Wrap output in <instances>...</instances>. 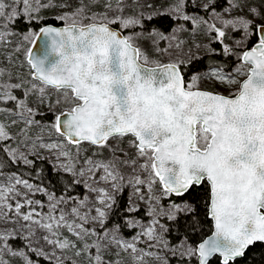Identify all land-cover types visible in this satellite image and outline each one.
I'll return each mask as SVG.
<instances>
[{"label":"snow or ice","instance_id":"snow-or-ice-1","mask_svg":"<svg viewBox=\"0 0 264 264\" xmlns=\"http://www.w3.org/2000/svg\"><path fill=\"white\" fill-rule=\"evenodd\" d=\"M187 2L176 0L169 13L176 19L190 21L196 28L206 25L207 31L215 32L221 44L226 35L224 28L228 27L242 29L245 40L255 37L254 46L237 55L239 64L234 74L214 71L209 77L227 86V94L202 90L199 75H193L191 81L186 82L180 70L185 61L176 59L163 63L152 59L137 43L140 39H148L155 46L160 40L177 41L176 33L185 30L183 25L174 28L171 36L155 29L146 30V36L144 33L125 35L112 27L117 24L122 29L144 27L143 13L123 15L124 0H88V3L78 0L75 5L68 0L61 3L0 0V45L5 46L11 43L10 37L17 35L10 26L21 17L31 24L39 18L41 9H69L56 17L63 22L62 27L47 25L38 31L29 28L23 34V40L29 45L25 59L32 77L31 87L24 95L34 93L43 104L49 90L55 92V105L49 103V110L54 114L52 130L68 144L87 143L95 147L98 151L93 156L103 155L102 150L107 149L110 157L85 156L83 166L77 170L79 147L73 159L64 143L41 144L43 148L58 150V160L67 159L68 163L59 165L65 172L79 177L87 175L97 185L109 187L86 183L89 191L95 193L94 201L85 196L70 211L60 208L68 201L48 194L47 213L35 212L33 207L25 214L21 212L25 205H40L41 208L44 205L25 197L23 203L17 200L13 209L9 201L21 195L17 185H23L29 192L42 189L12 175L7 183H0V219H7L14 210L24 221L48 233L43 239L53 247L73 249L76 257L94 250V255L87 256V264H123L122 260L111 259L113 253L116 256L127 253L132 264H148L146 257L162 258L156 252L138 248L141 238L149 248L163 246L168 249L158 227L166 229L157 217L174 220L178 212L195 211L187 203H174L165 210L160 205L161 196L183 197L197 187L206 186V214L213 222L214 231L195 247L182 243L181 257H195L198 264H210L214 257L220 264H236L249 247L257 242L264 243V0H230L231 7L225 11L242 13L232 19H223L215 12L218 0L198 5L205 11H212L224 28L202 17L185 14ZM192 2L195 4L196 0ZM101 4L104 12H92L93 5ZM109 12L114 15L110 17ZM152 18V15L147 17L149 21ZM41 39L42 55H37L33 47ZM183 43L179 40L168 48L155 47L154 51L169 53V48L180 49ZM243 43L244 40L237 41V44ZM19 50L18 46L16 51ZM223 52L231 55L232 48L224 44ZM4 75L0 69V102L17 101L12 90L23 85L3 82ZM237 77L245 79L241 81ZM61 105L66 107L57 113L56 107ZM17 106L21 109L18 116L26 125L36 123L33 119L36 112L26 99L18 100ZM22 131L27 138V129ZM11 138L7 126L0 123V141ZM125 138H128L129 148L135 149V158L128 156L121 147ZM17 152L10 150L8 154L26 165L33 163ZM117 153L125 158L122 160ZM120 165L135 173L128 178V183L136 192L140 193L137 186L146 185L149 194L147 215L152 219L147 225L128 220L127 227L141 229L131 240L120 234V225L107 227L109 213L116 203L115 193L122 191L125 180ZM97 173H100L98 177ZM141 174H145V178ZM75 182L81 183L79 179ZM157 184L161 196L155 195ZM139 199L145 200L144 195H139ZM127 211L138 212L139 208L130 205ZM65 229L82 242V247L68 238H59ZM14 235V232L0 231V264H8L3 259L5 250L23 257L25 264H35L25 252L12 251L8 241ZM168 250L177 254L175 248ZM32 251L46 256L42 250ZM48 258H55V264H65V259L56 257L55 252ZM71 264L77 261L72 260ZM163 264H168L166 259Z\"/></svg>","mask_w":264,"mask_h":264},{"label":"rangeland","instance_id":"rangeland-1","mask_svg":"<svg viewBox=\"0 0 264 264\" xmlns=\"http://www.w3.org/2000/svg\"><path fill=\"white\" fill-rule=\"evenodd\" d=\"M42 3H48V0H41ZM62 0H54V3H61ZM68 2L73 3L75 5L78 3V0H68ZM85 3H88V0H84ZM202 2H208V0H196V3L194 4L191 0V7L197 8L201 10V12H195L190 11L187 9V3L185 5L184 13L190 16H199L202 17L204 20H207L209 22L216 23L217 27L224 28V26L220 23V20H216L213 17L212 11H205L203 8L199 7L198 5ZM176 3V0H124V16H139L141 13H143V19L142 23L149 15H152L153 17L161 14L167 13L171 17L174 18V14L169 13V9L173 7V5ZM230 0H226L225 5L221 9H216L215 12L220 13L221 17L223 19H232L233 17L237 15H241L242 13H238L235 10H232L230 12L225 11V9L230 8ZM69 9H62L59 7H52L47 9H41V11L38 14V20L42 18H55L58 15L63 14L65 11H68ZM105 11V8L101 5H93L92 12L96 13H102ZM109 16L111 17L114 15V13L109 12ZM177 24L174 28L183 25L184 31L176 33L178 40L172 41V40H160L158 42V45H153L151 40L148 39H140L137 41V43L148 52L150 57L152 59H158L163 63L170 62L172 60L180 59L185 61L184 64L189 62L190 60L200 57L205 54L213 53L215 52L216 46L215 43L219 42V40L216 39V33L215 32H209L207 31L206 25H201L200 28H196L193 24H191L190 21H183L182 19H176ZM57 20V19H56ZM58 21V20H57ZM117 27L125 32L126 35H133L136 33H144V35H147L146 29H142L141 26H136L134 28L130 29H122L118 24ZM11 30L16 32L17 35H14L10 37L11 43L8 45H0V69H2L5 73L4 77L2 78L3 82L7 83H20L23 86L19 89H13V95L17 96V101L21 99H26L28 106L32 107L36 114L34 115L33 119L36 121V123L32 125H26L24 120L19 118L18 113L21 111V109L17 106V101L13 102L12 110L4 107H0V109H4V111H0V123H3L7 126V130L12 137L11 139L0 141V145H3L6 151L9 153L10 150H18L17 155L20 153H23L28 157V159L33 158H39L47 160L56 170L65 172L63 168L59 167L61 163H68L66 158L61 157L59 160L57 159V151L58 150H49L47 148L41 147V144H51V143H64L65 147L72 153L73 159L76 158V151L77 147L80 149V156L79 161L76 165L77 170H79L80 167L83 166L84 163V157L85 156H93L94 152H97L98 150L90 146L87 143H83L79 146L68 144L66 142V139L64 137L59 136L54 130H52L51 125L40 122L36 119V115L38 114H45V113H52V111L49 110V103L55 105L56 100V94L55 92L49 90L47 94V98L45 100V103L41 104L39 103L36 94L29 93L27 97H25L24 93L27 89L31 87L32 83V77L30 75V69L27 64V61L25 59V53L27 52V49L29 47L28 43L23 40V35H20L13 26H10ZM173 28V29H174ZM172 29V30H173ZM172 30L168 33H164L167 36L172 35ZM226 35L223 37L224 44H227L232 49H239L240 52L243 50H246L247 47H249L250 39L245 40L243 30H235L231 27L224 28ZM159 31V30H157ZM179 40H182L184 43L182 44L180 49L169 48V53H160L154 51L155 47L159 48H168L169 44L175 45ZM238 40H244L243 44H237ZM220 43V42H219ZM224 44H221L224 48ZM19 46L20 50L16 51L17 47ZM242 54V53H241ZM237 65L232 69V71L228 72L229 74L235 73V68ZM214 71H221L217 69H210L206 70L200 73H197L195 75H199L201 77L200 80V88L202 90H214L219 91L227 94V86L220 84L215 80V78H209L211 73ZM239 80L245 79V77H237ZM191 79L188 81L190 82ZM236 86H233L235 88ZM20 93V95H17L16 93ZM66 107L64 105L57 106L56 112L58 113L60 108ZM54 115V114H53ZM15 121V123H13ZM27 129V138H25V133L22 131L23 129ZM128 138H125V140L121 143V147L125 149V151L128 153V156L134 157L135 149L129 148ZM23 141V142H22ZM109 143H113V141H109ZM33 144H35V147H33ZM103 155H97L93 156V159H105L106 157H109V150L104 149ZM117 155L120 156V158L123 160L125 157L122 153H117ZM11 157V156H10ZM12 158V157H11ZM15 162H19L21 164L23 163V160L17 159L14 160ZM142 161H138V163H141ZM120 171L121 174L124 175L125 180L122 182L123 189L127 190L128 192V198H129V206L135 205L139 209L144 210V215L139 216L136 214V212H129L131 215L126 219L132 220V221H139L141 224L147 225L151 221V217L147 215V204L146 201L148 199V192H147V186H137L140 188V193H137L133 185L128 183V178L134 175L135 173L131 168H128L126 166L120 165ZM70 173V172H66ZM72 174V173H70ZM15 175L16 177L27 180L20 175L16 173H8V172H0V183H7L8 177ZM100 173H97L96 176L98 177ZM142 178H145V174H141ZM75 179H79L81 181L80 184L84 187V195L83 197H75V196H57L51 191L46 190L44 187L36 185L30 181L29 183L33 184L35 187H38L42 189V191L37 192H29L26 188L23 187V185H17V190L21 193L20 196H16L14 199H11L9 203L13 205V209L15 208L16 201L19 200L21 203L24 202L25 197L27 199H31L34 201H40L42 205H44L43 208L40 207V205H32L28 206L25 205L24 208L21 209L22 213L27 214V212L31 211L32 208H35V212L39 213H47L48 212V194H52L57 198H62L66 201H68L67 204H61L60 208H63L65 211H70L71 207L76 206L80 200H82L85 196L89 198V201H94L95 193H91L89 189L86 187L87 184H92L93 186H103V187H109V185L105 184H99L97 185L94 180L88 179V176L85 175L84 177L74 176ZM122 191L116 192L115 197H117ZM155 195L161 196V190L160 185L157 184L154 189ZM144 195L145 200H140L139 195ZM168 197L161 196L160 199V205L167 210L170 205L174 204L175 202L167 201ZM187 202L181 201L177 202L175 204L183 205ZM188 204V203H187ZM113 208V207H112ZM112 210V209H111ZM111 212V211H110ZM186 212V211H184ZM181 213L178 212L176 216ZM94 214V213H93ZM110 214V213H109ZM39 219V217H36ZM159 219L160 224L164 225V228L167 230L166 225V219H168L166 216H159L157 217ZM169 220V219H168ZM30 225V226H29ZM92 227H97L96 225H92ZM114 226L108 227V229L113 228ZM129 228V227H128ZM132 229V228H129ZM135 231L130 235H125L121 232L120 234L127 240H131L133 236H135L139 231H141L140 228H133ZM161 231L164 240L168 244V249L175 248L177 249V254L173 255L172 252H170L168 249H165L163 246L160 247H154L149 248L148 243L144 242V238H141V241L137 243L138 248H144L148 251L156 252L162 259L161 260H155L152 257H146V261L148 264H163V260H167L168 264H170V257L171 256H178L179 252L182 251L181 244L187 243L185 241L181 242L177 246H171L169 245L167 239L165 238L166 231L159 229ZM0 231H10L14 232L15 235L11 239L21 238L25 242L27 249L19 248L16 246H13L9 243L10 248L12 251H23L26 255L29 256L30 259L35 261V264L38 263L35 259L31 257V253H34L32 249H38L42 250L46 256H40L36 253L35 255L48 259L49 261H52L55 263V258H48L51 257V254L53 252L56 253V257H60L65 259V264H71L72 260L77 261V264H87V256L89 254L94 255V250H90V253H85L81 257H76L74 254L73 249L69 250H60L59 248H55L52 245L48 244L47 241L43 239V236L48 235L44 230L40 229L37 225L31 224L30 221H24L22 217L17 216L15 214V211L13 210L11 213H9V217L7 219H0ZM34 233V234H33ZM60 239L68 238L69 240H72L77 243L78 247H82V242L77 241V238L72 235V233L68 232L66 229L62 230L61 235L59 237ZM10 240V239H9ZM91 243V240L89 241ZM155 243V242H150ZM188 244V243H187ZM190 245V244H188ZM2 246V245H0ZM108 259L109 257H105ZM188 258V257H187ZM3 259L8 262V264H25L24 258L21 256H13L10 251L5 250L3 252ZM111 259L113 261L119 259L123 261V264H132V261L127 253H121L120 256H116L114 253L111 255Z\"/></svg>","mask_w":264,"mask_h":264},{"label":"trees","instance_id":"trees-1","mask_svg":"<svg viewBox=\"0 0 264 264\" xmlns=\"http://www.w3.org/2000/svg\"><path fill=\"white\" fill-rule=\"evenodd\" d=\"M225 3L226 0H218L215 8L221 9ZM187 9L190 11L201 12V10L191 7V0H188L187 2ZM46 24L63 25V22L49 17L39 20L37 19L29 24L23 17H21L16 21L13 28L15 31L20 33V35H23L29 30V28L38 31L40 27ZM176 24L177 20L173 17L168 14H161L153 17L151 21L145 19L143 22L144 27L142 29H155L163 33H168L175 27ZM113 26L117 27V25ZM254 40L255 37H251L249 47L253 45L252 41ZM215 46V52L194 58L186 64L181 65V71L186 82H188L191 77L197 73L210 69H217L228 73L237 65L239 62L237 60V55L242 53L239 49H232L231 55H225L221 43L216 42ZM16 94L20 95L18 92ZM13 102L14 101L0 102V107L12 110ZM36 119L40 122L51 125L54 122V115L52 113L38 114L36 115ZM31 160L33 161L31 165L15 162L10 157L4 146L0 145L1 173H16L28 181L53 192L57 196L67 195L79 198L83 197L85 189L82 184H77L75 182L76 179L72 174L56 170L47 160L39 158H33ZM167 201L175 203L185 201L192 205L195 209L194 212L186 211L179 213L174 220H165L167 225L165 238L167 239L169 245L177 246L181 242L185 241L195 247L211 234L213 225L212 221L206 214L208 201L206 186L197 187L192 192L185 194L183 197L170 196L167 198ZM128 207V192L127 190H124L116 197V203L113 205L109 214L107 227L120 225L121 232L130 236L135 229H129L126 224V219L131 215L127 211ZM136 214L143 216L144 210L139 209ZM9 243L13 246L27 249L25 242L21 238L10 239ZM31 257L40 264H55L54 262L39 257L34 253H31ZM169 261L170 264H198L195 257L189 259L187 257L171 256ZM210 264H220V261L218 258L214 257L210 261ZM236 264H264V243H256L249 247L245 256L238 259Z\"/></svg>","mask_w":264,"mask_h":264},{"label":"water","instance_id":"water-1","mask_svg":"<svg viewBox=\"0 0 264 264\" xmlns=\"http://www.w3.org/2000/svg\"><path fill=\"white\" fill-rule=\"evenodd\" d=\"M47 25H52V26H54V27H62L63 25H53V24H46V25H44V26H47ZM44 26H42V27H44ZM112 27H114L116 30H118V31H122L121 29H119V28H117V27H115V26H113L112 25ZM123 32V31H122ZM124 33V32H123ZM42 46H43V40L41 39V40H38L37 42H36V45H35V47H33V51L37 54V55H42ZM254 46V45H253ZM181 70V69H180ZM182 72V71H181ZM183 74V73H182ZM174 197H177V196H175V195H173ZM210 218V217H209ZM211 220V219H210ZM212 225H213V222H212ZM213 231H214V227H213V230H212V232H211V234L209 235V236H211L212 235V233H213ZM209 236H207L205 239H207ZM204 239V240H205ZM202 242V241H201ZM200 242V243H201ZM257 243H259V242H257Z\"/></svg>","mask_w":264,"mask_h":264},{"label":"flooded vegetation","instance_id":"flooded-vegetation-1","mask_svg":"<svg viewBox=\"0 0 264 264\" xmlns=\"http://www.w3.org/2000/svg\"><path fill=\"white\" fill-rule=\"evenodd\" d=\"M253 45H254V44H253ZM253 45H252V46H253ZM252 46H251V47H252ZM251 47H249V48H251ZM249 48H247V49H249Z\"/></svg>","mask_w":264,"mask_h":264}]
</instances>
